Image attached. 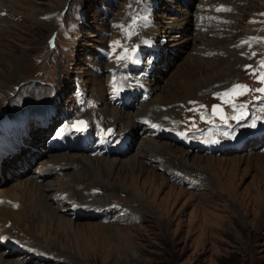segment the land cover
Listing matches in <instances>:
<instances>
[{
	"label": "rangeland",
	"instance_id": "1",
	"mask_svg": "<svg viewBox=\"0 0 264 264\" xmlns=\"http://www.w3.org/2000/svg\"><path fill=\"white\" fill-rule=\"evenodd\" d=\"M108 1L110 0H0V109L5 107L4 112L10 111L13 93H29L26 90L16 91V87L28 83L30 91L44 100L42 102L46 106L50 108L54 103L57 109H62L60 119L63 120L65 116H71L77 111L76 95L72 89V82L77 76L91 97L100 99L97 100L105 117L101 111L97 113L102 116L105 125L114 124L118 127L117 130L125 133L123 129H126L129 134H125L132 139L135 137L132 150L118 156L102 155L95 158L83 150H62L47 153V157L42 156L31 166L27 158L24 159V154L18 159L14 157L3 160L0 175L2 179L6 175L8 177L6 173L12 172L11 169L18 162L21 166L24 162L27 163L30 172L40 160H46L45 169L55 167V163L50 162L53 159L69 165L65 170L56 166L57 172H49L45 177H37V180L27 175L0 181V197L12 202L10 194L13 191L14 201L19 200L21 204L32 199L34 205L48 202L55 209L60 206L61 210L55 211V214L62 218V222L67 221L70 231L68 238L58 234L57 229L55 232L50 231L49 224L43 227L42 223L32 224L36 219L29 221L28 212L23 213L21 207H3L10 211H0V221H4L0 231L5 230L9 236L33 240L32 244L37 247L36 253H50L52 250L54 258L62 257L63 260L27 262L26 258L31 257L30 254L25 253L19 260L15 258L16 252L10 248V256L5 254L4 258L19 264H264V165L252 161L264 157V153L254 149V145L243 150L246 153L240 154L209 156L205 155L206 150L201 155L195 150L187 152L186 148L168 140L147 136L144 126L137 123L139 116L149 112L156 119L168 112L176 113L177 105L180 107L187 99L195 98L205 101L201 111L203 116L208 103L216 100V95H212L211 91L224 88L233 80L246 79L243 65H252L254 58H250L251 55L264 46V37L257 36L264 33V0H224V3L234 5L233 12L226 16L239 23L231 27L225 25L222 32L217 27L220 24L198 27L193 21L200 12L198 6L223 3L221 0H157L153 13L156 34L153 31L147 34L153 36L163 50L149 77L153 81L149 83L153 94L146 103H139L134 110H121L106 102V70L112 62L104 63L101 73L92 70L89 64H99L94 51L102 45L115 49L112 59H118L115 56L122 47L114 44L118 33L113 32L107 38L101 33L113 30L111 22L128 24L132 16L143 9L144 0H115L112 14L107 9ZM152 2L153 0L150 4ZM104 8L110 13L108 17ZM75 14L83 16V19L79 18L82 24L76 29H69L68 25L74 20ZM64 24L70 33L67 41L60 32ZM132 29L134 32L138 31V24L133 25ZM201 30L204 32V39L210 44L208 49H200L195 45ZM75 33L79 35L78 39L74 43L69 42L76 36ZM247 33L250 34L249 40L255 41L252 48L246 50V45L243 49L235 50L236 55L230 53L227 45L232 46L231 50L238 48L235 46V39ZM162 37L166 38L165 43L162 42ZM118 39L123 40V37ZM174 40L176 45L173 47L176 49L171 56L168 47H172ZM145 51L152 56L149 48ZM210 52L214 54L205 55ZM139 62L140 60L137 65L136 61L135 65L139 66ZM132 76L137 74L132 72ZM186 82L192 83L196 91L203 89L190 96L184 90ZM161 92L179 101H173L176 105L171 109H157V106L173 104H158L155 100ZM226 93H229L228 97H233L232 92ZM109 108L128 115L129 121L133 120L135 126L117 123L106 111ZM180 112L181 108L178 116ZM206 115L203 121H207ZM8 116H11L10 112L5 115ZM207 123L216 125L212 121ZM208 129L216 152L225 138L217 136L211 127ZM33 132L32 139L36 148L39 144L38 137L42 138V133ZM140 136L142 139L138 138ZM149 138L168 146L167 151L164 148L160 151L162 155L156 154L155 159L151 160L142 155L137 165L130 166L128 170H120L138 151L142 152L139 147L143 139ZM69 154L72 159L68 160L66 156ZM176 155L182 157L179 159L180 164L176 163ZM110 159L117 161L115 167L107 164ZM173 170L196 173L200 180L203 174L205 178L199 189H186L165 178ZM32 182L34 186L30 185ZM80 183L85 185L86 190L95 187L101 190L97 195V203L94 204L100 206L108 198L109 202L117 200L124 208L102 216L63 214L70 212V204H67L65 198H61L59 190L67 188L70 199L87 198L85 190L77 187ZM20 184L27 186L23 189L18 187ZM88 196L93 195L88 193ZM42 207L45 209L46 205ZM40 220L46 219L41 216ZM47 237H51L52 242H38L44 248L36 245L37 241L34 239L46 240ZM47 243L51 246L50 249L46 248Z\"/></svg>",
	"mask_w": 264,
	"mask_h": 264
},
{
	"label": "bare ground",
	"instance_id": "2",
	"mask_svg": "<svg viewBox=\"0 0 264 264\" xmlns=\"http://www.w3.org/2000/svg\"><path fill=\"white\" fill-rule=\"evenodd\" d=\"M198 28L196 27V30H197ZM148 31L150 32V31H153L154 32V34H156V31L155 30H151V28H149L148 29ZM201 34H200V37H199V39H197V41H196V47L198 46V47H200V49L201 48H206V49H208V46H210V44L204 39V32L201 30ZM226 43V42H225ZM213 46H215V45H213ZM231 45H227V49L229 50V52L231 53V52H233L232 54H235L236 52H235V50H240L239 48H232V50H231ZM224 48V47H223ZM222 48V49H223ZM216 49V48H215ZM226 51V50H225ZM236 55V54H235ZM140 63V62H139ZM137 65H138V60H137V63H136ZM180 85V84H179ZM204 87H206V86H204ZM201 89H203V88H200V89H198L197 91H196V89L194 88V86L192 85V83L191 84H188L187 82L184 84V90H185V92L188 94V95H190V96H192V95H195V94H198V92L199 91H201ZM169 90V89H168ZM168 90H166V91H168ZM159 91V90H158ZM169 92H173V91H171V90H169ZM177 93V92H176ZM153 100V99H152ZM158 104H160V105H162V104H168V102H170V103H173V101H179V100H175V99H173L172 97H171V95H168V94H165V93H163V92H161V94L159 95V96H157L156 97V100H155ZM144 106H146L145 104H144ZM174 109V108H173ZM106 111L112 116V117H114L115 118V121L118 123V122H121V124H125V125H127V124H130V127H133V126H135V122H133V120H130L129 121V119H128V115H126L125 113H121V112H119V111H117V109H115V108H109V109H106ZM14 113V110H12L11 112H10V115L12 116V114ZM107 113V114H108ZM49 114H50V111H49ZM157 114H159V113H157ZM11 116H8V117H6V118H11ZM109 116V115H108ZM114 120V119H113ZM120 125V124H119ZM124 131H125V133H127V134H129V132L126 130V129H123ZM33 131H35V132H37V131H39L40 133H44L46 130L45 129H41V130H39V129H37V130H33ZM33 131H31V133H30V137L29 138H27V140L25 141V144L28 146L27 148H25V149H22L21 150V152H20V154H16V155H11L10 157H12V158H16V159H18V157L19 156H22L23 154H24V159H26V153L27 152H29L30 153V148L31 147H33L34 148V144H36L35 142H33V139H32V137H33ZM38 139H39V141H38V143H40L41 142V138L40 137H38ZM3 143H4V140L3 139H0V146H1V144L3 145ZM147 144L148 145H150L149 147L147 146ZM140 148V149H139ZM138 149L139 150H141L142 152H140V151H138L137 152V154H135L132 158H130L124 165H122V167L120 168V170L121 169H130V166H135V165H137V161L141 158L140 156H147L148 158H149V160H151V159H155V155L156 154H159V155H162L161 153H160V151L162 150H164V148H166V151H167V149H168V146H165L164 144H161V143H159L157 140H154V139H151V138H149V139H143V141H142V144L140 145V147H139ZM148 152V153H147ZM32 154L31 155H34L35 153H33V152H31ZM172 153H174L175 154V152H173L172 151ZM75 157V156H74ZM12 158H8V159H12ZM66 158L69 160V159H72V156H71V154H69V155H67L66 156ZM95 158H98V157H95ZM99 158H102V157H99ZM157 158H159V156L157 155ZM175 158L177 159L176 160V163H178V164H180L181 162H180V160L179 159H182V157H181V155H176L175 156ZM8 159H6V160H8ZM3 160H5V159H3ZM5 160V161H6ZM27 160V159H26ZM161 160V159H160ZM28 162H29V160H27ZM249 161V160H248ZM252 161H254L255 163H257V164H259V165H264V157H261V158H256V159H254V160H252ZM50 162H52V163H55V167H49V168H44L45 167V165H46V162H41V165H39V166H37V167H35V170H37V173H35V175L34 176H32L31 178L32 179H36L37 177L39 178L40 177V175L38 174V173H42V175L44 176V175H48L49 174V172L51 173V172H54L55 170H56V166H60V167H62V166H65V167H67V166H69V165H67V164H63V162L64 161H54V159L53 160H51ZM162 162V161H161ZM3 161L1 162V165H0V167H1V169L3 168ZM30 163V162H29ZM49 164V163H48ZM107 164L109 165V167H115L116 165H117V161H115V160H112V159H110V160H107ZM161 164V163H160ZM164 164V163H163ZM157 165V164H156ZM14 166V165H13ZM158 167V166H157ZM169 168H170V166H168ZM44 168V169H43ZM258 168V167H257ZM259 168H261V167H259ZM13 169V168H12ZM11 169V170H12ZM59 169H61V168H59ZM171 170V169H170ZM257 170V169H256ZM37 182V181H36ZM28 183V182H27ZM34 183L32 182V183H30V185H33ZM35 184H37L38 185V183H35ZM29 185V184H28ZM26 186L27 185H18V187H21V188H23V189H25L26 188ZM34 186V185H33ZM32 188V187H31ZM39 188H40V186H39ZM17 189V188H16ZM34 189H36V187H34ZM33 189V190H34ZM41 189V188H40ZM15 190V189H14ZM31 190V189H30ZM36 191V190H35ZM34 191V192H35ZM30 192H32V191H30ZM59 193L60 194H66V197H63V198H65L67 201L68 200H71L68 196H69V192H68V189L67 188H62V189H60L59 190ZM18 194V193H17ZM84 193H79V195H83ZM44 195V194H43ZM23 196V195H22ZM31 196V195H30ZM36 196V195H35ZM9 197V196H8ZM15 197V193H13V191H12V193L10 194V198L12 199V202L13 203H15V204H18L19 205V208L21 207V208H23V213L25 212V213H27L28 212V214H27V218H29V221H31V220H33V219H36V222L35 221H33L34 223H32V224H36V225H39V224H41L42 225V227L43 226H46V225H48L49 224V229H50V231H54L55 232V230L58 232V234L59 233H61L63 236H67L68 238H69V226H68V223H67V221L66 222H62L60 219H62V218H59L56 214H55V211H60L61 210V208H60V206L57 208V209H55L54 207H53V205L51 204V203H44V204H39V205H34V202H33V200L32 199H28L26 202H22V204H21V202L19 201V200H15L14 201V198ZM1 198H3V199H5V197H1ZM62 198V197H61ZM73 199V198H72ZM34 205V206H33ZM42 205H46V207H45V209L42 207ZM1 210H6V209H4L3 207H0V211ZM63 210V209H62ZM10 210H6V212H9ZM41 216H43L46 220L45 221H42V220H40V218H41ZM40 217V218H39ZM48 220H50V222L52 221L53 222V224L51 225L50 224V222H48ZM46 223V224H45ZM56 223V224H55ZM64 223H65V225H64ZM45 236V235H44ZM52 240V238L50 237V238H46V240L44 239H42V238H40V239H34V241L38 244V242L39 243H41L42 244V242H44V243H46V242H52L51 241ZM48 244V243H47ZM34 247H36V246H34ZM46 248L47 249H50L51 248V246L48 244V245H46ZM48 251V250H47ZM52 250L50 251V253L49 252H44V253H48V255L49 254H52ZM5 254H6V256H10V253L9 252H7V253H5V251H1V253H0V264H19L18 262L17 263H14L13 261H9V260H7V259H5L4 258V256H5ZM27 254V253H26ZM36 255V258H34V256L32 257V259H37V260H40V259H38L37 257L39 256V253H36L35 254ZM60 256V255H59ZM28 258H30V257H28ZM47 264V263H46Z\"/></svg>",
	"mask_w": 264,
	"mask_h": 264
},
{
	"label": "snow or ice",
	"instance_id": "3",
	"mask_svg": "<svg viewBox=\"0 0 264 264\" xmlns=\"http://www.w3.org/2000/svg\"><path fill=\"white\" fill-rule=\"evenodd\" d=\"M115 43H119V42H115ZM125 51L127 52V49H125ZM121 58H125V57H121ZM259 79H261L262 81H264V75H261L260 77H259ZM240 88H243V89H245V90H247V86H244V85H236L232 90H231V92L232 93H235L236 92V90L237 89H240ZM256 91H258V92H264V88H260V89H256ZM224 95H229V93H225ZM244 106L242 105L241 106V108H243ZM219 108V106H216V108H214V112L217 110ZM234 119H240L241 117L240 116H237V117H233ZM221 119L222 120H225V122H226V117L225 116H223V115H221ZM78 124H80V125H83L84 124V122L83 121H79V122H77ZM252 126H255L254 124L252 125ZM77 130H79V131H83L84 129L81 127V128H78Z\"/></svg>",
	"mask_w": 264,
	"mask_h": 264
}]
</instances>
